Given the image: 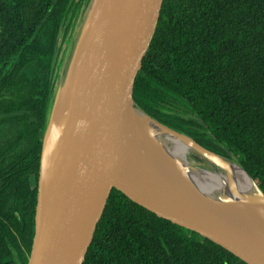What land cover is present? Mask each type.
I'll list each match as a JSON object with an SVG mask.
<instances>
[{
	"label": "trees",
	"instance_id": "1",
	"mask_svg": "<svg viewBox=\"0 0 264 264\" xmlns=\"http://www.w3.org/2000/svg\"><path fill=\"white\" fill-rule=\"evenodd\" d=\"M88 2L0 0V264H26L58 43ZM132 97L264 192V0H162ZM82 264L247 263L111 188Z\"/></svg>",
	"mask_w": 264,
	"mask_h": 264
},
{
	"label": "water",
	"instance_id": "2",
	"mask_svg": "<svg viewBox=\"0 0 264 264\" xmlns=\"http://www.w3.org/2000/svg\"><path fill=\"white\" fill-rule=\"evenodd\" d=\"M161 2L89 0L42 131L26 264H82L111 188L247 264H264L262 189L252 179L248 195L217 199L194 188L143 116L188 144L207 166L231 160L134 103V79Z\"/></svg>",
	"mask_w": 264,
	"mask_h": 264
},
{
	"label": "bare ground",
	"instance_id": "3",
	"mask_svg": "<svg viewBox=\"0 0 264 264\" xmlns=\"http://www.w3.org/2000/svg\"><path fill=\"white\" fill-rule=\"evenodd\" d=\"M143 121L162 151L181 169L187 181L199 191L213 198H233L248 195L252 177L236 161H228L223 167L213 164L198 166L190 163L188 144L166 132L155 121L143 116ZM197 155V154H196ZM219 155V154H218Z\"/></svg>",
	"mask_w": 264,
	"mask_h": 264
},
{
	"label": "rangeland",
	"instance_id": "4",
	"mask_svg": "<svg viewBox=\"0 0 264 264\" xmlns=\"http://www.w3.org/2000/svg\"><path fill=\"white\" fill-rule=\"evenodd\" d=\"M89 2L87 3L86 5V8L88 6ZM85 8V10H86ZM83 15H84V12L80 14L79 17H77V19L75 20V23L73 25V27H75L74 29H69L68 30V33L65 37H61L60 40H59V48L57 50V61L60 62L61 61V66L59 68V77L56 79V84L62 74V71L65 67V64H66V61L69 57V54L71 52V49H72V46H73V43H74V40H75V37H76V34H77V31H78V28H79V25L81 23V20L83 19ZM188 154V158H189V161L191 164H194V165H199V166H206L207 168H209L206 163L198 156L196 155L194 152H192V150H189L187 152ZM231 161H236L238 162L236 159H233V158H229Z\"/></svg>",
	"mask_w": 264,
	"mask_h": 264
},
{
	"label": "flooded vegetation",
	"instance_id": "5",
	"mask_svg": "<svg viewBox=\"0 0 264 264\" xmlns=\"http://www.w3.org/2000/svg\"><path fill=\"white\" fill-rule=\"evenodd\" d=\"M77 17V16H76ZM75 15H74V20L76 19ZM75 23V22H74Z\"/></svg>",
	"mask_w": 264,
	"mask_h": 264
}]
</instances>
